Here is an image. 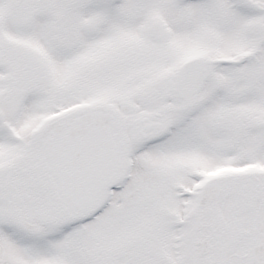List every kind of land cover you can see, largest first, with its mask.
Here are the masks:
<instances>
[{
    "label": "snow or ice",
    "instance_id": "obj_1",
    "mask_svg": "<svg viewBox=\"0 0 264 264\" xmlns=\"http://www.w3.org/2000/svg\"><path fill=\"white\" fill-rule=\"evenodd\" d=\"M0 264H264V0H0Z\"/></svg>",
    "mask_w": 264,
    "mask_h": 264
}]
</instances>
